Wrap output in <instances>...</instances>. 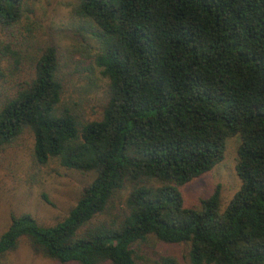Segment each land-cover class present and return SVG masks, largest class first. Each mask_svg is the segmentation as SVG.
<instances>
[{
    "label": "trees",
    "instance_id": "16d2710c",
    "mask_svg": "<svg viewBox=\"0 0 264 264\" xmlns=\"http://www.w3.org/2000/svg\"><path fill=\"white\" fill-rule=\"evenodd\" d=\"M40 1L0 0V149L27 133L33 166L85 184L52 224L9 215L0 258L24 239L58 264H137L154 241L183 253L140 264H264V0H67L64 52L37 38ZM74 76L104 82L97 119ZM232 137L236 190L185 207Z\"/></svg>",
    "mask_w": 264,
    "mask_h": 264
},
{
    "label": "rangeland",
    "instance_id": "374dc122",
    "mask_svg": "<svg viewBox=\"0 0 264 264\" xmlns=\"http://www.w3.org/2000/svg\"><path fill=\"white\" fill-rule=\"evenodd\" d=\"M67 0H41L36 17L41 25L37 34L41 40L51 41L59 52L69 46L75 29L64 5ZM64 2V3H63ZM65 54L62 56L64 59ZM81 76V75H80ZM84 77V74H82ZM84 78L70 77L66 83V95L74 101L81 96V109L88 119L99 117V107L105 91L104 82H96L90 91H83ZM74 84V86H73ZM237 139L226 141L222 160L202 176L180 188L184 206L191 207L209 196L216 187L219 204L223 207L239 185L234 166L237 161ZM32 141L26 133L11 147L0 149V233L6 228L9 215L26 213L39 224L49 225L62 218L74 204L79 189L85 184L84 177L59 167L55 162L35 167L31 163ZM182 247L147 242L137 247L136 263L140 258L155 260L168 253L180 258ZM181 260V259H180ZM0 264H58L34 253L24 239L14 249L0 258ZM74 264V263H69ZM108 264V263H105Z\"/></svg>",
    "mask_w": 264,
    "mask_h": 264
}]
</instances>
